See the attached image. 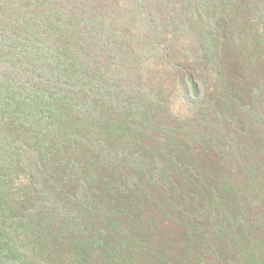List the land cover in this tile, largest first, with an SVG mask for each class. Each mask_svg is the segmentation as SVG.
<instances>
[{
	"label": "rangeland",
	"instance_id": "obj_1",
	"mask_svg": "<svg viewBox=\"0 0 264 264\" xmlns=\"http://www.w3.org/2000/svg\"><path fill=\"white\" fill-rule=\"evenodd\" d=\"M93 1L95 8L87 2L78 9L82 15L101 13L104 0ZM152 2L154 26L135 29L119 52L105 51L99 30L95 41L90 25L78 27L86 42L75 63L84 73L70 84L46 79L45 97L67 107L69 117L84 113L94 92L107 93L105 99L115 97L124 112L136 110L153 130L133 153L112 125L96 134L101 146L91 157L95 144L64 155L53 171L56 184L25 199L45 215L34 234L13 222L21 264H264V0H213L205 36L199 21L194 34L184 30L162 40L159 28L170 10L164 6L176 0ZM5 35L9 51L19 39L11 30ZM47 50L55 54L56 45ZM11 56L45 78L39 70L45 59H18L19 48H11ZM6 60L0 59L2 82ZM28 79L40 80L35 73ZM113 86L129 94L121 91L119 99L108 93ZM154 87L160 97L152 95ZM133 91L139 103H127ZM0 175L9 179L11 173ZM90 232L122 249L78 244Z\"/></svg>",
	"mask_w": 264,
	"mask_h": 264
},
{
	"label": "trees",
	"instance_id": "obj_2",
	"mask_svg": "<svg viewBox=\"0 0 264 264\" xmlns=\"http://www.w3.org/2000/svg\"><path fill=\"white\" fill-rule=\"evenodd\" d=\"M63 1L65 3H62V0H0V59H7L1 61L5 75L2 76L4 82L0 80V174L3 169L11 173L9 179L0 175V264H21L22 256L10 234L15 230L13 222L16 218L17 228L23 231L28 229L31 236L34 234L45 215L32 209L33 202L25 205V199L30 192L37 191L40 197L49 182L56 184L57 178L53 171L66 153H74L76 147L80 145L86 147L95 144L93 148L88 147L91 157L96 152V148L101 146L98 144L99 136L96 134H102L103 130L106 132V129L112 125L116 126L113 134L120 132L124 136L119 138L121 144L125 142L126 149L133 153V149L139 147L141 138L152 129L147 122L144 125L141 120L139 121L136 110L124 112L120 110V103L114 104L115 97L110 96L105 99L107 93L101 95L94 92L93 98L87 101L88 103L85 102L87 109L84 113L69 117L68 112H65L67 107H57L60 103L53 105L51 96L45 97V88L48 78L56 81L61 79L60 82L70 84L84 73L78 69V63H75L77 55L83 51L86 42V36L84 37L82 32L77 30L78 27L90 25L88 34L91 38L94 36L95 41V35L99 30V43L102 47L104 45L105 51L107 49V51L119 52L123 45L132 43L133 38L129 34L135 29L136 31L139 28L152 29L155 23V13L151 11L154 10L153 2L150 4L151 0H104L101 13L89 10L86 13L88 16H85L82 15L84 3L88 2V7L95 8V1ZM212 1L176 0V4L172 7L165 5V8L170 9L169 18L159 28L160 39L162 40L167 34H172L170 38L176 37L184 30L194 34L193 24L199 21L201 26H204L202 36H205V32L210 29L208 25L210 27L213 25L210 21L204 20L212 12L210 11ZM81 8L82 12L78 10ZM166 27L171 30L166 32ZM8 30L19 39L7 45L8 48L11 46L13 49L19 48L18 59H45V62L39 63L40 72L45 73L43 80L37 71L24 68L20 60L13 61L16 59L14 56L8 58L11 53V48L9 51L5 50V42L9 38L5 32ZM210 37L214 38L213 34ZM50 44L56 45L55 54H49L47 49ZM53 59H57V62ZM36 64L37 62H31L33 70ZM32 73L37 74L40 80L28 79V74ZM190 81L194 84L193 79ZM110 89L108 93L119 99H121V91L126 96L129 94L127 91L130 90L115 86ZM91 90L96 89L91 86ZM153 90L155 92H152V95L161 96L157 87ZM136 95L138 94L133 91L126 99L127 103L133 98L139 103ZM140 98L145 102L144 97ZM44 100L49 104H44ZM174 140L180 141L179 137ZM118 145L120 144H117V147ZM178 148L181 146L177 147V150ZM174 157L177 158L175 164L179 165L182 157L179 153ZM21 177L24 179L22 180ZM14 183H18L20 188L16 193L13 189ZM9 201H13L14 204L10 205ZM37 203L35 199L34 204ZM17 205L19 208L13 213ZM128 235L129 233L124 237ZM101 239V234L90 232L77 242L81 245L94 243L105 247L111 245L114 251L122 249L120 243L110 244L111 239ZM129 239V243L134 242L135 245V238L130 235Z\"/></svg>",
	"mask_w": 264,
	"mask_h": 264
}]
</instances>
